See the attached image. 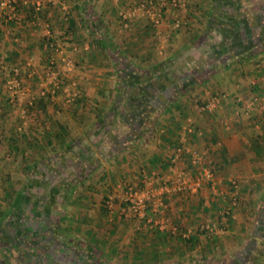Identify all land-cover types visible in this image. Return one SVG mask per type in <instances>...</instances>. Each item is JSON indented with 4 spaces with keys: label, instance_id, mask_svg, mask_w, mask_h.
Returning a JSON list of instances; mask_svg holds the SVG:
<instances>
[{
    "label": "crops",
    "instance_id": "0c3cea01",
    "mask_svg": "<svg viewBox=\"0 0 264 264\" xmlns=\"http://www.w3.org/2000/svg\"><path fill=\"white\" fill-rule=\"evenodd\" d=\"M19 1L22 15L32 23L14 26L4 21L0 11V45L14 44L9 50L18 52L21 63L29 59L32 48L39 68V48L48 41L43 24L49 22L55 42L78 46L77 52L71 51L77 64L75 76L83 100L91 106L88 112L98 116L59 121L53 115L65 106L63 96L39 100L28 109L26 100L34 91L24 86L26 97L19 111L47 118L43 124L34 119L36 127L29 128L35 139L38 125L48 129L37 139L42 140L39 151L36 148L39 155L35 150L31 153L35 158L54 153L57 175L64 166L59 157H76L75 165L81 159L82 166H88L87 177L98 178L94 191L83 184V191L92 192L94 200H88L86 193L82 201L53 198L57 211L52 214L10 213L11 207L1 214L0 264H264V0H186L194 7L168 10L159 30L134 9L139 0H64L67 7L63 9L71 13L68 25L59 0H49L39 14L34 8L37 0ZM130 11L134 17L127 29L119 14ZM178 22L183 23L181 29L175 26ZM171 71L182 79L180 87H154L151 103L141 99L151 89L148 84L132 80L128 87L119 85L118 75L149 78L155 73L170 80ZM173 93H180L174 102L170 101ZM221 93L229 96L225 106L232 108L236 102L251 107L247 103L254 100L251 123L225 132L216 117L188 116L197 114L201 102ZM158 95L169 101L155 102ZM174 105L177 111L171 110ZM7 107L0 101V124L9 127L5 131L11 130L14 120L1 117ZM189 122L199 129L197 133H187ZM247 126L253 128L252 134L246 133ZM9 137L1 143L6 149L2 159L10 156L7 152H15L8 143H21ZM96 140L99 145L105 143L100 153L93 145ZM224 147L240 153L221 167ZM179 150L182 162L175 166L171 159L176 162L172 156ZM92 151L97 159L93 169ZM191 151L220 158L212 162L219 171L205 191L195 186L176 191L180 179L190 174L186 171L190 165L184 161ZM156 155L163 156L162 163ZM16 167L8 172V166L0 175L6 190L9 185V191H14L13 206L17 195H22L14 182L19 184L15 176L23 171ZM158 176L172 189L163 196L161 215L156 216L162 225L152 223L140 230L138 222L122 212L127 207L126 194L130 187L141 188ZM207 222L217 227L215 234L201 230Z\"/></svg>",
    "mask_w": 264,
    "mask_h": 264
},
{
    "label": "rangeland",
    "instance_id": "374dc122",
    "mask_svg": "<svg viewBox=\"0 0 264 264\" xmlns=\"http://www.w3.org/2000/svg\"><path fill=\"white\" fill-rule=\"evenodd\" d=\"M59 1L61 3V6H62V11L64 12L63 7L64 6L67 7V3L64 0H59ZM48 3H50V2L49 1L44 2L42 4L41 9H43L44 6H46ZM181 3L182 4L178 8H175V9H179L180 7H186V8H189V7L191 8V6L194 7L193 4L191 5L189 3H186V0H181ZM34 8L38 14L41 13V11L39 10L40 7H37L36 2H35ZM168 10H170V9H168ZM166 12H165V14H166ZM21 14H23V13H21ZM165 14L163 17V23H164V19H165ZM34 16L35 15L33 14V17ZM21 17H22L21 20H19L17 22H13L12 24L15 26V25H22L21 23H23V22H26L27 24L32 23V21H28L29 19L26 16L22 15ZM37 17H39V16H37ZM119 17H120V15H119ZM4 21H6V20H4ZM46 22H44L43 25H44V30L48 34L49 31H48V28H46ZM163 23H162V25H163ZM162 25H161V27H162ZM182 26H183V23L180 22V26L177 29H181ZM152 27H153V25H152ZM161 27L158 28L157 30L161 29ZM47 37H48V35H47ZM64 37H66V35H64ZM48 40H49V38H48ZM45 42L47 44L45 46H41L39 48L41 51L39 49H37V51L39 50L41 52V55H42V57H41L42 61L40 62L39 68L38 67L36 68V66H35V59H36L35 55H36V53H31L32 48L29 49V51H30L29 59H27V61H25V63H21V58H19V56L17 54L18 52L17 53H11V50H9L10 48L11 49L13 48L12 46L14 44L11 46H7V45L2 43L0 45V73L3 71V74L2 73L0 74V101H4L5 104L8 106L7 107L8 111L6 110L7 113L3 112V114H1V117L5 116L6 118H10V119L14 118V120H11V122H12V126L15 128V129H13V127H12V128H10L11 130L5 131V128L9 129V127L4 128V126L2 124H0V156H1V152L3 150H6V149H4V147H2V144H1L3 142L2 140H4V138H6L8 141L9 136L12 139H13V137H15L16 139L19 138L20 142H21L20 145H18V143L14 144L13 141H11L10 143L7 144V145H9L12 143V146L14 145L13 150L15 152H11V151L7 152L10 154V156L9 157L5 156L4 157L5 159H2L0 157V175L3 173L4 170L8 169V166L10 167V169H8V172H10L12 170L11 166H15V167L17 166L16 169L20 168L21 171H23V173L15 176L16 180L18 182L20 181L19 184L16 181L14 182L15 184H17L16 185L17 189L15 188V190L21 189V193L24 195L25 194L28 195V198H29L28 201H26L25 204L23 203V206H21L19 208V210H16L17 212H15L13 210L14 209L13 207H16V206H13L11 203L13 200V197L11 195L14 193V191H9L11 189L9 187V185L7 187L9 189L6 190V187L3 186L5 184L4 181L0 180V215L6 214L8 208H10V207L12 208L9 210L10 213H30V214L46 213V214H52L53 210L57 211V208H54V204L52 203L53 198H55V200H61V199L66 200L65 198L72 199L74 197H78V199L79 200L81 199V201H82V199L85 198V196L83 197V194L87 193L88 194L87 199L89 200V198L91 197L90 199L94 200V198H92L93 196L90 195L92 192L83 191V189H84L83 184L85 183V187L86 188L88 187L90 189L88 191H92V190L94 191L96 189V187H93V185L95 184L94 182L96 181V179L98 177H95V180L92 177H90V178H89V176L87 177V175L90 174V173L86 172L88 166H86V165L82 166L81 159H80V162L78 164L76 163V165H75L74 160L76 159V157L67 158L66 155L64 157L63 156L59 157V158H62V159H59V162H64V166H63V170L60 171V174L57 175L56 172L54 171V169L56 168L54 166V161L57 160V158L54 157V153H52L51 155H48V154L43 155L42 158H41V156L35 158L36 155L33 156V154L31 153V151H34V150L36 151V148L39 151V149H40L39 145L42 144V143H40V142H42V140H37V139H40L41 133L43 135H45V132L48 129H46V127L44 125H43V127H38L39 126L38 125L37 126L38 131L36 134L38 136V138L35 139L34 138V132L31 131V133H30L29 128L30 127L31 128L36 127L35 125L32 126L35 123L34 119H37L38 122H41L44 119L47 120V118H45L43 116L44 118L42 120V118H40V117L37 118L36 115L35 116L30 115L32 112L27 113V111H24V110L19 111L20 104H21L22 100H24V98L26 97L25 96L26 93L24 91V86L26 88H28V86H29L34 91L33 97L27 98V100H26L28 107H29L28 109H30L31 106H34L35 102H37V101L39 102V100H42L45 98L51 100L53 98H59V97L63 96V98H64L63 100L65 101L64 102L65 106H63V109L60 110L59 112H58V109H56L57 115H53V117L58 118L59 121L68 122L72 119L73 121L78 122V121H81L82 119H85L87 117L88 118L98 117L96 115H93L92 112L91 113L88 112V110L91 109V106H88L85 102L86 100H83L84 98H82V94H81L82 90L80 87V83H79V80L77 79V77L75 76L76 67H77L76 62H75V66H76L75 71L73 73H71V75L69 76V80H65L63 82L62 80H60V77L64 76V74H65L64 68L65 67H63L61 65V63L60 64L58 63L59 58H58L57 54L53 51V48H51L50 45H48L49 41L46 40ZM64 43L65 42H63V43L58 42V44H60L66 48L65 50H66L67 54L70 56H71V53H73V52H71L73 50V47H76L77 51L79 50L78 46L68 45L69 41H66L65 44ZM14 47H15V45H14ZM16 48H17V46H16ZM33 48L35 49V47H33ZM45 48L47 50H45ZM24 49H26V48H24ZM90 49H91V46L85 47V50L89 51ZM77 51H74V53ZM110 53H112V54L115 53V50L112 49ZM50 58L55 59L56 64L58 63L56 65V70L58 71V74L60 77L57 76L56 80H54V78H51L46 73L48 59H50ZM40 68L42 71H40ZM160 68L162 69V67H160ZM14 69H18L20 71L19 76H15ZM156 69L159 70V67H156ZM37 71L39 73H37ZM171 72H172L173 76L170 77V80H168L169 78L164 79L163 77H161V76L159 77L157 74L153 73L154 76H151L149 78L148 77L146 78L145 76H138L137 78H139V79H136V81H142L144 86H145L146 82L147 83L149 82V84H150L149 87H151L152 91H154L153 90L154 87H156V88L158 87V84L161 83V85H163L162 82L166 83L167 81H170V83H172V89H173V87H175L177 89L178 87H180V83H181L182 79L180 80V77H176L177 74L175 73V71H171ZM15 77H16V79L20 80V83H21L20 89L17 91V94L14 93L13 91L9 90V86L12 84L11 82ZM127 77L128 76H125L124 77L125 79H123V78H121L120 75H118L119 85H126V87H128L127 84L130 83V81L135 80L132 77H131L132 79L130 77H128V78ZM61 78H63V77H61ZM64 78L66 79V76H64ZM54 83H59L60 89L56 88L55 89L56 93H54L51 97L46 96V97L42 98L39 95L41 89H43L47 93H52V91H54L53 86H52ZM187 86H189V84H187ZM64 89H66L67 91H64ZM128 90H129L128 94H130L132 89L128 88ZM179 94L180 93H177V95L175 93L171 94V96H173V97H172V100H170V101L174 102L175 101L174 98L179 97L180 96ZM224 95H226V93H221L217 96H213L208 101L206 100V102H203V103L201 102L198 105V107H196V113L197 114H193L194 113L193 112L191 115L189 114L188 116L191 118H194L193 116H195V117L200 116L202 119H208V120H210V118L216 117V118H218L219 127L221 129H223L225 132L226 131H232L233 128H238L240 125L242 126V123H245L246 125L251 123V116L254 112L253 111L254 100L247 103V105H250L251 107L246 106L245 108H243V107H240L239 104L237 105L238 102H236L235 105L237 108L236 107L232 108L229 105L225 106V103L228 100L229 96L226 95L224 97ZM189 96L192 97L193 95L189 94ZM130 97H131V95H129V98L126 100L127 101L131 100ZM154 99H155V102H158L161 100L162 101L164 100V102L169 101L168 99H164L160 95L156 96ZM108 100L110 101V100H112V98H110V99L108 98ZM218 100L220 101V103H217ZM112 101L114 102L115 99H113ZM215 102L217 103L216 106H214ZM255 102L257 103L258 101H255ZM10 110L12 113L10 112ZM15 110L17 111L16 114L14 112ZM171 110L177 111V107H175V105H174ZM173 111H172V114L174 115ZM63 112L66 115L62 114ZM221 112H222V114H221ZM14 115H15V117H14ZM97 115H98V113H97ZM223 115L226 117H224ZM252 119L255 120V117H253ZM189 123H191V125H190V127L188 126L187 133L188 134H192V132L197 133V131H199V129L195 128L194 127L195 124H193L192 122H189ZM41 124H43V123L41 122ZM250 127L251 126H247V128H246L247 129L246 133H248V134H250V133L252 134L254 132V130H252L253 128L248 129ZM227 128H230V129H227ZM94 129H95L94 126L90 127L88 129L89 133L94 131ZM30 135L31 136L33 135L31 140L29 138ZM87 135H88V133H87ZM95 135H97V133ZM82 136H83V134H82ZM10 137H9V139H10ZM79 141H80V139H79ZM43 144H44V146L47 145L46 143H43ZM92 144H93V142H92ZM102 144L99 145L97 143V140L93 144L96 147L95 150L97 153L98 152L100 153L101 151H103L101 146H104L105 143L102 142ZM36 154L39 155L38 152ZM93 155H95V151L94 152L92 151V153H91V159H90L91 164L95 163L97 161V159H95L93 157ZM187 157H189V158H187L188 160L185 159L184 162H187L190 165V167H187V169H186V171L190 172V174H187V177H182L180 179L179 183L180 182L182 183V181H184V180L187 182H189V180H190L191 183H193L196 181L197 177L203 176V174L207 170H210L211 173L213 174V179L211 181H208L205 178L204 185L201 189H203L205 191L207 188H211V186L208 184L215 181L216 176H217V175L215 176V174H217L216 171H219V168L215 167V165L213 163H215V162L217 163L218 161H220V158H217V159L213 158L212 159V157H210L208 155V153L205 154V151H204V153L203 152L198 153L197 151H195V153H194L193 151H191L190 153H188ZM200 157H201L202 161H200L196 164L195 163L196 159L200 158ZM156 158H157L156 161L158 163H162L164 160L163 156L158 157V155H156ZM172 158H175V161H176V162H173L174 159H171L173 165L178 166L182 162L181 151H180V153L176 151L173 154ZM67 164H70V166H68ZM75 166H79L78 170L72 171L71 168H75ZM94 167H96L95 164L91 167V169H93ZM67 168H69V170H67ZM83 170H84V172H83ZM68 171H70V172L68 173ZM16 173H18V171ZM191 173L193 175H191ZM223 174H227V173L223 172ZM189 175H191V176L189 177ZM161 176L163 177L166 175H161ZM161 176H158V178L155 177L157 179L147 180V182L148 181H154L156 188H159L160 185H162L163 183H166L171 188V186L168 184L169 182L163 180V178ZM0 179H1V176H0ZM179 183H178V187H179ZM236 184L239 185L238 183H236ZM94 186H96V185H94ZM143 187H141V188H143ZM133 188H139V187H133ZM237 190L239 191V189H237ZM176 191H179L178 188L176 189ZM232 192L234 193L237 191H232ZM69 193H70V195L68 196L67 194H69ZM218 194L221 197L222 192H218ZM223 197H224V195H223ZM161 207H162V204L155 207V209H157V216L161 215V213H159L162 211ZM122 212L125 215H128L129 217H131L134 221H137L138 222L137 225L140 228V230L149 226L147 224V222L138 220L135 216H132L133 214L131 212H129L126 208H123ZM204 226H210V228L213 229L212 234H215L217 227L213 226V223L211 224V222H207V223H204V225L201 227V230H203L204 234L207 233V235H208L209 230H205L203 228Z\"/></svg>",
    "mask_w": 264,
    "mask_h": 264
},
{
    "label": "built area",
    "instance_id": "2783aa9c",
    "mask_svg": "<svg viewBox=\"0 0 264 264\" xmlns=\"http://www.w3.org/2000/svg\"><path fill=\"white\" fill-rule=\"evenodd\" d=\"M46 1H49V0H37L36 1V5L37 7H40L39 8L40 11H41L42 4ZM114 1L117 2L118 0H114ZM17 2H18L17 0H0V11L3 12V18L7 22L13 23V22H17L21 20L22 12H21V9L16 5ZM181 4H182L181 0H139L134 9L142 13L144 16H146L151 22V24L153 25V27L155 29H158L161 27L163 23V17H164L165 12L168 9L178 8ZM63 10H64V17H63L64 23L68 25L70 22L71 13L68 12V8H64ZM133 13L134 11L121 12L119 14L122 24L125 27H129V24L132 21V18L134 17ZM175 26L176 28H178L180 26V23L178 22ZM46 28H48V31H49L47 34L49 38L48 45H50V47L53 48V51L57 54L59 58L58 63L59 64L61 63V65L65 67L64 76H66V79L64 78V76H61L63 78L59 76L58 71L56 70V65L58 63L56 64V61L53 58L48 59L46 73L51 78H54V80H56L58 76L60 77V80L64 82L65 80H69V76L71 75V73L75 71V67H76L75 61L72 56L67 54L65 50L66 48L64 46L56 43L52 39V36H51L52 33L50 31L51 24L49 22H46ZM73 50L77 51V48L73 47ZM18 71H19L18 69H14L15 76L20 75V71L19 72ZM11 83H10L11 85L9 86V90L17 94V91L20 89V85H21L20 80L16 79L15 77ZM52 86L54 90L52 91V93H47L46 91L41 89L39 95L42 98L46 96L51 97L54 93H56L55 91L56 88L60 89L59 83H54ZM64 91H67V90L64 89ZM226 95H224V97ZM217 103H220V101L218 100ZM217 103L215 102L214 106H216ZM200 161H202L201 157L197 158L195 163L197 164ZM205 178L208 181H211L213 179V174L211 173L210 170H207L203 174V176L198 177L196 181L192 183V185L185 180L182 181V183L179 184L178 190L181 191L186 188L189 189L190 186H195L197 189L199 188L201 189L204 185ZM171 192H172V189L166 183H163L162 185H160L159 188H156L154 181H148L143 188L130 187L126 194L127 195L126 197L127 207L125 208L129 212H131L133 214L132 216H135L138 220L147 222V224L156 223L157 225H162L161 222H159V220L156 219L157 209H155V207H157L158 205H161L163 202V196ZM203 228L205 230H209L208 235H212L213 229L210 228V226H204ZM161 229L163 230L164 228L161 227Z\"/></svg>",
    "mask_w": 264,
    "mask_h": 264
},
{
    "label": "trees",
    "instance_id": "16d2710c",
    "mask_svg": "<svg viewBox=\"0 0 264 264\" xmlns=\"http://www.w3.org/2000/svg\"><path fill=\"white\" fill-rule=\"evenodd\" d=\"M18 2L16 3V5L19 7V8H21L22 7V5H23V3H22V1H19V0H17ZM41 11H42V9H41ZM133 78V77H132ZM131 78V79H132ZM134 79L136 80V79H139V78H137V77H134ZM166 79H168V78H166ZM169 80V79H168ZM140 82V84H143L141 81H139ZM129 84V83H128ZM133 84H135V82L133 83ZM132 84V85H133ZM137 84V83H136ZM146 84H148V85H150L149 83H147L146 82ZM145 84V85H146ZM162 84L163 85H161V83L160 84H158V88L159 87H162V86H166V87H169V86H172V83H170V81H167L166 83L165 82H162ZM130 85V84H129ZM151 89H147V93L148 94H146V92H145V94H144V96L143 95H141V99L142 100H146V103L147 102H149V103H151V99H152V97H153V94L151 93ZM149 98V99H148ZM236 152H238V153H240V151H231L229 148H227V147H224V149H223V151H222V156H221V161L223 162L220 166L222 167V166H224V165H226V164H229V163H232V161L234 160V158H239V157H234V156H236L238 153H236ZM28 195H24V194H22V195H18L17 197H16V200H15V204H16V207H18V208H20L21 206H23V203L25 202L26 203V201H28Z\"/></svg>",
    "mask_w": 264,
    "mask_h": 264
}]
</instances>
